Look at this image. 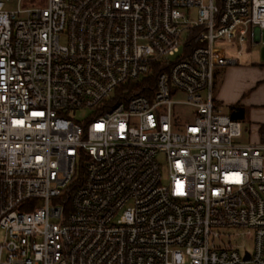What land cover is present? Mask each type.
Wrapping results in <instances>:
<instances>
[{
  "label": "built area",
  "instance_id": "1",
  "mask_svg": "<svg viewBox=\"0 0 264 264\" xmlns=\"http://www.w3.org/2000/svg\"><path fill=\"white\" fill-rule=\"evenodd\" d=\"M22 1L0 0V264H264V130L241 144L214 97L264 0Z\"/></svg>",
  "mask_w": 264,
  "mask_h": 264
},
{
  "label": "rangeland",
  "instance_id": "2",
  "mask_svg": "<svg viewBox=\"0 0 264 264\" xmlns=\"http://www.w3.org/2000/svg\"><path fill=\"white\" fill-rule=\"evenodd\" d=\"M46 4L47 0L22 1L23 8L45 6ZM248 54V60L245 63L239 66L228 65L220 69L218 76L219 85L217 87L219 89L227 81L225 89H228L230 94L244 96L242 103L247 109V120L242 123V137L237 139L241 144L259 142L261 138L259 132L260 124H264V30L262 40L259 43L249 44ZM176 99L184 100L186 99V95L179 93ZM227 109V107H224L222 110L226 112ZM175 113L182 121L191 118V113L188 111L186 105H176ZM87 115L88 110H80L73 114L74 118L80 122L86 120ZM263 130L264 126L262 128ZM236 230L229 229V232L234 233ZM238 244L248 250H252L253 248V242L248 239L238 238Z\"/></svg>",
  "mask_w": 264,
  "mask_h": 264
},
{
  "label": "crops",
  "instance_id": "3",
  "mask_svg": "<svg viewBox=\"0 0 264 264\" xmlns=\"http://www.w3.org/2000/svg\"><path fill=\"white\" fill-rule=\"evenodd\" d=\"M262 35H263V31H262ZM262 40V37L261 39L257 40L256 42H253L251 44H256V43H259L260 41ZM249 47V46H248ZM248 47L247 49L239 56L241 57L238 61V63L236 64L237 66L245 63L246 60H248ZM229 68V67H228ZM220 69H222V67L218 68L217 71H216V78H215V86H214V97H215V101H216V104H217V107L218 109H220L222 112H224L222 109H224V107H227V111L224 112V113H227L230 115V110H229V107L232 106V105H237V104H240L244 107L245 109V116L242 120H239L241 121L242 123L244 121L247 120V109L246 107L244 106V104L242 103V100H243V97L244 96H240V95H236V94H230L229 90L228 89H225L226 85H227V81L223 83V86H221L219 89H217L218 87V83H219V73H220ZM224 69V68H223ZM233 92V91H232ZM264 103V101H263ZM255 123H258V122H255ZM264 126V124H260V128H259V132H260V135H261V138L260 140L262 139V127ZM242 130H243V127H242ZM243 135V134H242ZM241 138V137H240Z\"/></svg>",
  "mask_w": 264,
  "mask_h": 264
},
{
  "label": "trees",
  "instance_id": "4",
  "mask_svg": "<svg viewBox=\"0 0 264 264\" xmlns=\"http://www.w3.org/2000/svg\"><path fill=\"white\" fill-rule=\"evenodd\" d=\"M229 110H230V116L232 119L242 120L245 116V109L240 104L230 106Z\"/></svg>",
  "mask_w": 264,
  "mask_h": 264
}]
</instances>
